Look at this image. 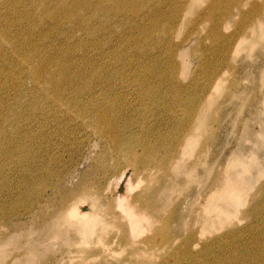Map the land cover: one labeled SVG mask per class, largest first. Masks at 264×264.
Masks as SVG:
<instances>
[{
  "label": "rangeland",
  "instance_id": "rangeland-1",
  "mask_svg": "<svg viewBox=\"0 0 264 264\" xmlns=\"http://www.w3.org/2000/svg\"><path fill=\"white\" fill-rule=\"evenodd\" d=\"M138 1L0 0V264H264V0Z\"/></svg>",
  "mask_w": 264,
  "mask_h": 264
},
{
  "label": "bare ground",
  "instance_id": "bare-ground-1",
  "mask_svg": "<svg viewBox=\"0 0 264 264\" xmlns=\"http://www.w3.org/2000/svg\"><path fill=\"white\" fill-rule=\"evenodd\" d=\"M76 1L78 3L76 2L72 7H69V8L66 7L65 9L64 8H62V9L56 8V9H58V11L57 10L53 11V18H54V20L56 19L57 24L59 26H61L63 24V22L66 20L69 21V22H67L69 24L70 23L71 24H77L79 26H82L86 21H90V22H93V20L98 21L99 17H102L103 19L107 20V19H109L110 15H111V13L108 14V11L110 9V6H109L110 1H112L111 6H112V9L114 11L113 13L116 12L118 15L121 12H123V10L126 11L127 7L130 8L131 5H132V8L134 5V9H137L140 6V2L138 0H98L96 5L92 4V5H88V6L85 4H82L80 2V0H76ZM55 7H57V6H55ZM74 8H76L77 11L80 10L82 12H80V11L77 12ZM139 8H138V10H139ZM128 11H130V10H128ZM50 15H52V13H50ZM94 22H96V21H94ZM101 22L102 21L99 20L98 23L100 24ZM96 23H94V25ZM90 29L93 30V29H95V27L92 26ZM40 54L41 53L32 52V51H30V52L26 51L25 53H23V57L26 59L25 62L27 63V67H29V65H30V69H28V72H29L28 75L30 78H32L37 83L43 82V80H44L45 84L49 85L51 87L50 90L53 92V93L48 92V93L52 94L50 97V99H52L51 102L54 104V106H57L59 109H63V107L66 104H64L62 100H63L64 95L66 96L65 93L67 91V88L69 87L67 85L68 84L74 85L76 79L74 78L73 73L68 69L67 65H65V63L63 61H61L60 58H58V57L50 58L48 56L43 57ZM115 54L117 55L116 52H115ZM114 57L115 56H113V58ZM110 59H112V58H110ZM116 59L119 60L118 58H116ZM116 59H114V60H116ZM52 60H55L54 61L55 64H53V62L51 63ZM49 64H53L56 66V67L54 66L56 68L55 71H53V72L51 71L49 73V71H48L49 70L48 67H50ZM90 66H92V64H90ZM37 85L39 86L40 84H37ZM96 118H97L99 124L107 122V120L104 119V115L102 113L99 114V112H98V116ZM188 141H189L188 136H185L184 139L180 140V142H178L179 144L177 145V147H175V149H176L175 154H176V152H181L180 148L183 147L184 146L183 144H186ZM140 147H141L142 151H145V150L150 148L149 145H140ZM124 148H127V150L131 152V151H135L136 145L132 141H130V143L125 142ZM138 149H140V148H137L136 150H138ZM172 157L174 158V156H172ZM177 157L178 156H176L174 158L175 161L178 160V159H176ZM240 197H241V195H239L238 193L234 194L233 199L235 201H233V202L235 203L237 201L239 203V201L242 200ZM135 203L140 205V207H139L140 209H142V210L145 209L141 199H136ZM73 209H74V211L70 212L71 218H80L82 220L86 219L87 213L85 214L84 212L76 211L75 208H73ZM187 249H190V248L188 247ZM205 249H206V246H205ZM183 251H184V249H183ZM203 251H204V246H203Z\"/></svg>",
  "mask_w": 264,
  "mask_h": 264
}]
</instances>
